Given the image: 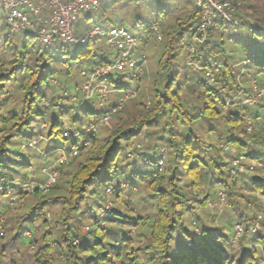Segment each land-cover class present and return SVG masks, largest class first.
Here are the masks:
<instances>
[{
    "label": "trees",
    "instance_id": "trees-1",
    "mask_svg": "<svg viewBox=\"0 0 264 264\" xmlns=\"http://www.w3.org/2000/svg\"><path fill=\"white\" fill-rule=\"evenodd\" d=\"M198 15L195 8L183 20L177 16L182 32L170 31L168 56L161 61L165 69L152 81L151 92L147 96L142 95L141 99L133 102L132 106L126 104L122 112L127 111V116L118 114L117 122L109 127V133L103 141L99 142L95 134L93 144L88 151L80 147L76 141L58 133L62 121L59 120L57 112L62 115L78 107L79 110L83 109L95 114L94 109L89 106V101L85 100L79 105H66L63 100H70L67 95L48 96L46 87L57 73V65H60L62 67L59 73L65 76L67 92L71 91L75 94L76 90H81V85L77 84L73 89L69 85L72 65L88 64L93 69L96 65L108 61L107 57L110 55L108 49L104 50L102 47L101 38H96L83 46L71 45V56L64 54L67 43L57 41L51 47H30L28 50L26 48L30 44L26 42L24 51L16 48L14 53L8 54L11 57L0 62V110L6 107L0 126V182L5 180L6 184L12 185L20 180L12 174L15 169L11 165L17 162L13 158V152L15 148L19 145L22 147L33 137L44 135L45 130L40 126L44 122L48 124L49 137L57 132L52 140L57 144L68 143L67 145H70L68 150L78 146L82 155L75 169L64 174L69 175L66 193H59L61 182L58 181L50 193L42 194L39 198L36 197L37 194L22 195L26 205L16 221L19 233L17 236H12L10 230L6 228L7 239L4 242L0 241V244L6 249H16L18 254H22L23 249L18 239L26 230H32L35 251L29 254L31 264H122L124 262L223 264L224 250L216 240L217 237L230 239L231 233L225 231L224 224L213 229L204 227L203 239L189 236L188 233L193 229L186 227L184 237L179 240V247L175 253L169 254L166 251L172 228L168 212L179 206V210L187 213L191 219L202 220L201 209L207 207V201L214 196L218 185L228 193L231 204L228 223L232 227L235 222H241L248 229L249 222L255 221L259 214L264 216V173L259 175V172H243L232 175L225 162L226 155L222 152V144L232 143L237 144L238 151L254 156L264 155V128L254 124L253 130L248 132L244 124L246 116L251 115L252 107L230 102L239 89V65L223 58L225 51L223 46L210 44L203 47L205 60L224 63L214 81L208 79L202 71H185L178 66V55L174 52L173 44L178 36L189 31L191 24L199 21ZM244 17L243 25L252 27L264 25L254 23L248 18L249 14ZM93 45H95L94 49H92ZM33 64L36 65L35 69ZM81 71L82 68L80 75ZM125 88L128 86L124 84L121 89ZM246 94L249 93L246 91ZM42 96L51 98L50 103L56 111L49 113L41 107L38 101ZM147 97L151 102L149 109L146 108ZM135 98L132 100L134 101ZM258 105L264 108V103ZM131 123H135V126L130 127ZM143 123H147L152 128L149 131L152 147L157 148L161 145L169 147L168 174L165 175V171L167 172L165 170L164 173L154 177L153 173L157 169L155 161L156 168L151 174L132 172L124 175L129 188L119 190L113 196L118 204L115 208L120 215L106 218L107 223L111 225L102 227L94 215L80 210V203L84 198L82 194L86 191L85 185L94 177L107 174L99 172L102 166L108 172L115 170L108 164L110 160L111 164L115 165L119 159L120 153L114 148L115 145L127 144L124 151L138 155L139 151L136 147L132 148V138L140 132ZM25 140L27 141L24 142ZM162 142L164 143L160 144ZM18 155L22 154L18 153ZM23 161L29 162V158L26 157ZM135 165L136 162L132 166ZM128 166L129 164L122 162L120 164L124 169L129 168ZM137 183L144 184L149 197L155 200L151 205L155 211H148V205L139 202L134 203L139 207V211L135 213L120 207V205L125 207L127 201L134 202L131 198H122L127 195L136 196L137 193L132 188ZM189 186L199 188L201 197L198 194L195 196ZM89 194L95 195V190ZM36 201L48 206L60 205V210L52 219L40 220L34 206ZM5 206H8V201L0 192V210ZM8 218L12 219L10 216ZM85 220H90L93 225L99 227L107 239L97 237L95 243H90L85 237L76 249H72L69 239L70 234L73 238L75 236L72 233L73 225L83 226ZM164 221H168L167 225ZM116 222L136 225L138 228L136 241L132 240L122 227L115 230ZM29 224L32 228L28 226ZM261 224L264 226V221H261ZM162 227H167L169 233L162 235ZM92 231L94 229L89 230L90 233ZM116 238L121 241L120 246L112 242ZM186 240L191 241L192 245H188ZM262 249H264V231L260 230L258 239L249 238L245 243L240 258L235 264H264L260 259Z\"/></svg>",
    "mask_w": 264,
    "mask_h": 264
},
{
    "label": "rangeland",
    "instance_id": "rangeland-1",
    "mask_svg": "<svg viewBox=\"0 0 264 264\" xmlns=\"http://www.w3.org/2000/svg\"><path fill=\"white\" fill-rule=\"evenodd\" d=\"M115 1V0H114ZM179 2H183L186 7L190 6V12L193 11L194 9V2L192 0H120V5L118 8H115L110 14V23L109 25H121L124 24L126 25L132 33L136 35L138 38V44L135 46L131 58L133 60H136L138 63L137 65L133 66V73L134 75H129L125 74L128 76V79L123 81V84L128 86V88H134L138 91V98H135L133 101L132 99H129L126 101L125 105L127 106H132L134 103L137 102L138 100L141 99L142 95H148L150 91V85L154 78L157 76L158 73L162 72L165 68L161 65V61L168 56V35L172 29H170V21L173 19V22L176 23V18L179 15L181 17V20L185 19V16H182L183 13L180 12L177 8L179 7ZM242 7L238 10V14L240 17L242 16H247L249 14V9L257 14V18H259V8H260V0H241ZM246 3V4H245ZM127 5V6H126ZM123 7V8H122ZM121 8V9H120ZM85 15H87L88 20H91V22L94 21H101L104 19L103 15L101 13H94V10L86 11L84 12ZM103 13H105L103 11ZM178 14V15H177ZM243 14V15H242ZM252 20V19H251ZM0 21L3 23H0V62L3 59H6L8 57H11L8 54L14 53V50L17 48L19 51H24L25 49V43L29 42L28 49L30 47H41L40 43H34L39 41V39L29 30H23L20 32H13L10 30L6 19L5 15L3 12H0ZM157 21V22H156ZM159 22V23H158ZM160 22H163L161 25ZM154 23H158L161 27V31L163 33V40H158L157 34L151 30H149L150 26L153 25ZM169 23V25H166ZM264 26V25H263ZM176 29L177 32H182L181 31V26L179 24H176ZM259 26L254 25L253 27L251 25H235L232 23H229L227 21H223L221 24L220 29H216L213 31L212 39L210 44L212 45H217V46H223L225 48V51L223 52L224 54V59L229 60L232 62H236L239 65V75L240 79L238 78L239 81V89L238 93L241 90L242 85L245 87V92L241 96L244 97L246 96V91L247 93H251L252 90V79L256 78L258 80V83L260 85L264 84V33L258 31ZM86 31H84L85 33ZM10 37V39H9ZM96 39V38H94ZM92 39L91 41H93ZM190 40V33L189 31H185L184 34L181 36H178L177 40L174 42V52L177 53L178 55V66L179 68L183 67L185 71L191 70L189 67L184 66L185 65V51H186V45ZM106 38H101V44H103L104 50L108 49L109 52V57H107V60L112 59V54H114L117 50L113 49L110 47L107 43ZM51 47V46H49ZM101 47V48H102ZM95 48V45L92 46V49ZM142 55L147 56V65L145 67L144 72L140 76V64H139V59ZM249 59V62L247 65H243L242 61L244 59ZM205 60V58H204ZM212 61V60H211ZM224 64V63H223ZM10 67V66H9ZM60 65H57V73L50 79V82L48 83L46 87V93L48 96H54V95H61L64 94L67 90L65 89V76L60 72L61 70ZM87 69L91 70V67H89L88 64H83V65H78V64H73L72 69H71V77H70V86L73 89L76 87V85H82L84 82V78L80 75V69ZM193 71V70H191ZM198 72V71H196ZM238 75V76H239ZM106 77H112L113 79H117L118 77L114 74L111 73L109 75H105ZM53 79H56L58 83H54ZM135 81V86H133L129 81ZM103 81L99 76L94 78V83L99 84L102 83ZM126 89V88H125ZM69 93H73L69 91ZM238 93L235 95L237 96ZM68 97V96H67ZM120 96H118L115 99L109 100L108 103H106L104 109L108 110L111 106H113L119 99ZM70 99V98H69ZM150 99L147 97L146 101H149ZM64 103H66V100H63ZM90 103V102H89ZM147 103V102H146ZM264 103V100L260 101L258 104ZM9 104V103H8ZM256 104L252 107L251 111V117L253 120V123L255 125L262 126L264 128V108H260L259 105ZM66 105H72L70 103H66ZM6 107L2 108L0 110V115H1V123L0 126L2 125V120H3V114L5 113ZM93 109V108H92ZM146 109V108H145ZM106 110L101 111L99 109H95V114L91 112H86L85 110L81 109L79 110L76 114L72 116V123H78L79 120L81 119L80 113L83 112L86 114L88 117L92 118L95 115L99 116L103 114ZM147 110V109H146ZM67 114V113H66ZM125 116H127V111H121V113ZM118 120V116L116 119L110 123V125H114ZM145 126L142 129V132H146V134L150 138L149 131L152 130V128L149 127L147 123H143ZM135 126V123H131L130 127ZM109 133V127H106L105 129H102L101 133H96L98 137V141H103L104 138L108 135ZM102 136V138H101ZM61 137V136H60ZM38 138V136L36 137ZM139 138V137H138ZM137 138V139H138ZM25 140L24 142H26ZM55 141V140H52ZM52 141H49L51 143ZM137 142V141H136ZM134 141V138H132V148L136 144ZM164 142L160 143L163 144ZM68 144V143H66ZM236 147L237 144H233ZM23 146V145H22ZM82 147V146H80ZM22 147L15 148V151L13 152V158L17 160L16 163L11 165L13 169H15V172H12V174L16 177L17 179L20 180H42L44 181L47 177V175L42 171V168L47 166L43 165L37 172H33V164L34 160L30 156V154L26 151H23ZM150 151H139L138 155H136L132 160H129L127 163L123 164H129V168H127V174H132L133 173H140V174H151L153 170H155L156 165L155 161L157 160L159 156V152L157 148L151 146ZM48 155L45 157L47 164L52 163V157L55 155L53 149H47L46 150ZM18 153H21L22 155H18ZM28 157L29 162H24L23 159ZM82 159V155L78 157H71V163L64 167L63 169V174L62 177L60 178L61 182V190L59 193H66L68 189V176H65L64 174L68 171H73L75 167L78 165L79 161ZM169 161H170V150L168 147V157H167V164H166V169L167 172L165 171V175L168 174V166H169ZM136 162L135 166H132ZM164 173V172H163ZM259 175L262 174L261 171L258 173ZM106 175V174H104ZM65 176V177H64ZM106 181L101 180L97 184V188L101 186V184L105 183ZM219 187V185L217 186ZM129 187L126 186L125 189H128ZM133 191L136 194V196H130L127 195L125 197H129L134 200V202H129L125 203V207L123 206V210H127L128 212H137L134 208H131V204H138L139 203H145L148 205L149 209L148 211L152 212L155 211V208L152 207L151 205L155 203V200L151 197H149V194L147 191H145L144 184H136L135 187L132 188ZM141 190V192H140ZM198 196L201 197V191L199 188L196 187ZM50 193V191L48 192ZM46 194V193H45ZM34 196V194H31ZM41 195L37 194L36 197H40ZM113 198V197H112ZM23 205L22 206H17L15 209L12 207L10 208L9 205L5 206L3 208L5 215L7 217V229L8 231L10 230V233L12 236L16 235L14 229H18L17 226V219L23 212L25 205H26V200L23 198ZM114 199V198H113ZM147 199V200H146ZM41 202L36 201L34 203V206L39 205ZM118 204H115L114 206L117 207ZM46 208L50 210L51 212V217L49 219H52L54 217V214L60 210V205L56 206H48L46 205ZM125 208V209H124ZM139 208V207H138ZM70 211V209H69ZM71 212V211H70ZM230 212L231 209L222 214L221 216L213 215L211 211L205 206L201 209V219H208L212 221V223L207 224L211 226L210 228H214L216 226H221L222 224L226 225V232L231 233L232 232V226L228 223L230 221ZM11 217L12 219L10 220L8 217ZM40 220L44 219V217L38 215ZM106 225H111V224H106ZM105 225V226H106ZM28 226H31L29 224ZM122 227V226H121ZM115 230H119L120 227H114ZM123 228V227H122ZM210 229V230H212ZM138 233V228L136 231V235ZM7 234V232H6ZM135 235V237H136ZM6 237V235H5ZM0 239L1 242H4L7 238ZM54 237H56V234H54ZM132 238V240L136 241V238ZM20 245L22 246V249H25L29 247L30 245V238L23 235L20 236L18 239ZM62 246V245H61ZM179 247V241H178V246ZM64 261L66 262V259L64 258ZM142 263V262H141ZM122 264H131L129 262H124ZM144 264V262H143Z\"/></svg>",
    "mask_w": 264,
    "mask_h": 264
},
{
    "label": "built area",
    "instance_id": "built-area-1",
    "mask_svg": "<svg viewBox=\"0 0 264 264\" xmlns=\"http://www.w3.org/2000/svg\"><path fill=\"white\" fill-rule=\"evenodd\" d=\"M39 2L40 0H36V3ZM43 2L50 4L51 0H43ZM66 2L72 3L73 0H66ZM193 2L199 14V21L189 26L190 40L186 45L184 66L189 67L193 71H202L208 79L214 81L216 79L217 73L221 71L224 64L216 60L215 61L204 60L203 47L210 45L212 39V32L216 29H220L223 21H227L235 25H243L245 21V17L244 16L240 17L238 14V10L242 7V3L241 0H219V5L221 6L231 2V8H226V7L216 6L215 0H213V3H210L209 0H193ZM8 3L12 5V11H16V10L21 11L20 16H11V23H9L8 16H5L6 22L10 30L13 31L14 28L16 29L13 32L29 30L40 41L44 35L41 29L45 27V24H47L49 27H56L58 29L57 31L51 32V38L55 43L57 41L66 43L65 40L60 39V36L63 35L65 30H68V34L72 37L71 45L73 46L86 45L94 38H106L108 45L113 49L117 50L113 54L111 60L104 61L96 65L91 70L82 69L81 75L84 78V82L81 85V90H82V86L88 83L90 80L94 81V78L97 77V68L99 66L111 67L112 65L117 63L123 64L126 60L132 63V66H135L138 63L136 60H133V58H131V54L135 46L138 44V38L124 24L105 27L101 24L94 23L89 27V29L83 35L81 36L77 35L78 22L82 17L83 13L86 11L97 9L100 6V0H85V3L89 5V7L87 8H80L79 6H77L81 15L79 16V18L75 20L71 18L66 19L63 15H60L59 16L60 21H64L63 27L59 26V22H57L56 25H53L51 23V21L55 18V15L59 14V9H52V10L46 9L48 10V12H51L52 14L43 16V18L38 22L34 15V10L26 8L24 4V0H8ZM17 6H19V8H17ZM65 11H67V9H65ZM97 29H99V31H97ZM149 29L157 34L158 40L160 41L163 40V33L158 23L151 25ZM258 31L264 33V26H260L258 28ZM55 43L49 44L45 42L42 44L40 43V45L41 47H47V46H52ZM248 62H249L248 58L242 61L244 66L247 65ZM139 64H140V76H141L147 65V56L142 55L139 59ZM109 74L111 73H103L102 75L105 76ZM238 78L240 79V75L238 76ZM53 82L58 83L56 79H53ZM120 92L122 93V95H120L118 101L113 106H111L103 114L99 116H95L93 118L97 120H107L108 124L112 123L116 119L118 114L124 109L126 101L135 98L138 95V91L134 88L120 89ZM244 92H245V87L242 85L238 95L232 98L230 102L242 103L247 105L248 107H251L258 104L260 101L264 100V84L260 85L256 78L252 79L251 93L241 98ZM64 94L67 95L70 99H72L74 95L73 93H69L67 91ZM45 98L48 97L42 96V99ZM150 105L151 102L147 101L146 108L149 109ZM0 123H1V115H0ZM45 123L46 122H44L43 124ZM244 124L248 132H251L253 130L254 123L251 116H246V118L244 119ZM145 126L147 125H143L142 129ZM142 129L138 134L134 135L133 137L134 141L135 142L137 141L136 144L139 143L141 139L144 137H147L149 139L146 132L144 133L142 132ZM31 130L32 129L30 128L29 131ZM58 133L61 134V129ZM95 134L96 133L94 132L90 136L84 139L77 138L73 136L71 133L69 134V136L67 137L63 136V137L68 138L72 141H76L79 146H82L86 151H88L93 144ZM55 135H57V132L55 133ZM55 135L50 137L51 138L50 141H52ZM41 136L43 135L38 136V138H36L37 136L33 137L29 142L23 144L22 148L29 147L34 139H39ZM235 136L237 135L235 134ZM157 150L159 152V156L156 160L157 169L153 173L154 177H157L159 173L165 171L167 164V157H168V147L166 145H161L157 147ZM72 152L77 153L75 157L81 155V150L78 146H75L70 150L66 148L65 154L69 157L66 163L64 164L51 163L42 168V171L47 175L44 181L36 180V179L18 180L14 184L8 185L5 183V180H2L0 182V192H2L3 196L7 199L9 207L15 209L17 206H22L24 201L22 195L25 193L39 194V195L48 193L62 177L64 167H66L71 163L70 154ZM222 152L226 155L225 162L227 163L229 171L232 175H238L243 172L256 173L259 171L264 173V155L254 156V155H249L246 152L238 151L232 143L222 144ZM57 159H59V157H57ZM49 180H51V183H49ZM45 185H47V187H45ZM126 186H121L119 183H117L116 185L113 186L111 196L113 197L117 191L125 189ZM189 188L193 190L195 196L198 194L196 188H193L191 186H189ZM129 202L130 201H127L128 205ZM224 203L227 204L226 210H223L221 208V205ZM206 205L213 215L221 216L222 214L227 212L231 206L228 200L227 191L223 187H218L216 193L212 198H210L207 201ZM36 210L38 214L44 218L49 219L51 217L50 210H48L46 208V205L42 203L36 206ZM261 216L262 215L259 214L256 220H259ZM7 223H8L7 217L5 215L4 210L2 209L0 210V230H5V235H6ZM106 224H108L107 221L104 224H101V226L103 227ZM116 225L118 227L122 226L123 229L127 231L128 235L131 238L135 237L137 231L136 225L122 223V222L121 223L116 222ZM204 227L210 228L211 226L207 224L202 225V231H204ZM237 227H243L246 232L248 231L244 223L235 222L233 224L232 230ZM25 232L31 233V237L29 236L27 237L30 238V245H29L30 248H34L35 247L34 234L32 230H26ZM25 232H23V235ZM15 233L16 235L14 236H17L19 233L18 229H15ZM232 235H233V231L230 234V238ZM259 235H260V230H257L249 234V238L258 239ZM115 244L117 246H120L121 241L120 243H115ZM188 245L191 246L192 242L188 243Z\"/></svg>",
    "mask_w": 264,
    "mask_h": 264
},
{
    "label": "clouds",
    "instance_id": "clouds-1",
    "mask_svg": "<svg viewBox=\"0 0 264 264\" xmlns=\"http://www.w3.org/2000/svg\"><path fill=\"white\" fill-rule=\"evenodd\" d=\"M210 3H213V0H209ZM216 6L231 8V2L219 5V0H215ZM25 7L28 9L34 10V15L39 22L43 16L51 15V12H46L45 10L59 9V14L55 15V18L51 21L53 25H56L59 22V26L63 27L64 21H60L59 16L63 15L66 19L71 18L73 20L79 18L81 13L79 12L80 8L89 7L85 3V0H73L72 3L66 2V0H51V3H44L43 0H40L39 3H36V0H24ZM19 8V6H17ZM67 9V11H65ZM249 17L254 23L264 24V0H260L259 8V18L257 14L253 13L250 9ZM0 12H3L5 16H8L9 23H11V16H20L21 11L16 10L12 11V5L8 3V0H0ZM243 15V14H242ZM0 23H3L0 21ZM34 26V25H33ZM16 29L14 28L13 31ZM56 27H49L45 24V27L41 29L44 33L40 41L34 43H55L51 38V32L57 31ZM99 31V29H97ZM61 40H65L68 46L64 49V54L66 56H71V42L72 37L68 34V30H65L63 35L60 36ZM29 62H32V59H29ZM36 65L33 64L35 69ZM103 73H114L118 78L113 79L112 77L103 76ZM134 75L132 63L127 60L123 64H114L111 67L99 66L97 68V76L101 78L102 83L96 84L94 81L90 80L88 83L82 86V90H76L72 99L66 101L73 105H79L83 101L87 100L90 102V107L104 111L103 105L109 102L111 99H115L118 96L122 95L120 89L124 87L123 81L128 79V76L125 74ZM133 86H135V81H129ZM50 97L39 100L38 103L41 107H44L49 113L56 111V109L50 103ZM79 111V108H74L72 112L61 115L57 112V116L61 124V134L65 137L69 136L71 133L73 136L84 139L90 136L92 133H101L102 129L106 127H111L108 124L107 120H97L95 118H90L83 112L80 113L81 119L78 123H72V116ZM44 130L45 134L39 139H34L30 146L22 149L30 154L34 160L33 172H37L44 164L47 163L45 157L48 155L47 149H53L55 155L52 157L53 164H64L68 161L69 157L65 154L66 148L70 147L67 144H57L56 141L49 143L51 138L47 135L48 124L45 123L40 125ZM55 135V133L53 134ZM102 138V136H101ZM137 151H150L151 141L144 137L141 141L134 145ZM115 149L119 150V159L115 165L111 164V161H108V164L111 168H114V171L108 172L104 166L99 170L100 173H107L106 175L100 174L94 177L85 185V193H83V200L80 203L81 211H88L90 214L94 215L97 218L99 224H104L106 218L115 217L120 215V212L114 207L116 201L112 198L111 193L113 186L119 183L121 186H126L124 180V175L127 174V169L121 168V162L127 163L129 160H132L136 153L124 151L127 148V144L121 146L119 144L114 146ZM71 157L74 158L77 153L72 152ZM110 156L112 153L109 154ZM59 157V159H57ZM106 181L97 188V184L101 181ZM51 183V180H49ZM47 187V185H45ZM95 190V195H90ZM122 199H129V197H123ZM123 208V205H120ZM131 208H134L136 211H139V208L135 204L130 205ZM223 210L227 209V204L224 203L221 205ZM169 220L172 221V228L170 230V239L166 247V251L169 254L175 253L178 241L183 239L185 228L193 229L192 232H189V236H197L201 239L205 238V233L202 231V225L210 224L212 221L208 219L204 220H193L187 213L181 212L179 206L172 208L168 212ZM261 221H264V216H261L259 220L251 221L248 225V231L246 232L243 227H237L233 229V235L230 239H222L217 237L216 243L224 250L223 264H235V261L240 258L241 249L245 246V243L249 239V234L261 230L264 231V226H262ZM168 221H164V224L167 225ZM90 229H94L91 233ZM13 230H15L13 228ZM107 230V229H105ZM72 233L75 234L74 238L70 234L69 244L72 246V249H76L80 245L83 238H87L90 243H95L97 237L107 239L104 236V232H101L100 228L96 225H93L90 220H85L84 225L80 226L74 224L72 228ZM169 229L167 227H162L161 234H168ZM5 235V230H0V239H3ZM24 235L31 237V233L25 232ZM112 242L120 243V240L116 238ZM186 243H191V241H185ZM107 247V245H106ZM35 251L34 248H25L22 250V254H18L16 249L5 248L0 244V264H31L29 254ZM261 261H264V249L261 250L260 254Z\"/></svg>",
    "mask_w": 264,
    "mask_h": 264
},
{
    "label": "crops",
    "instance_id": "crops-1",
    "mask_svg": "<svg viewBox=\"0 0 264 264\" xmlns=\"http://www.w3.org/2000/svg\"><path fill=\"white\" fill-rule=\"evenodd\" d=\"M193 1V0H192ZM179 7L177 8L178 10H180L181 13H183L182 16H188L190 13V6L185 8V5L183 2H179ZM242 3V2H241ZM243 4V3H242ZM246 4V3H245ZM120 5V0H100V6L94 10V13H101L104 17V19H102L101 21H94L91 22V20H88L87 15H85V13H83L82 17L80 18L79 22H78V28H77V35L81 36L84 34V31H87L89 29V27L91 25H93L94 23H98L101 24L105 27H109L111 25H109L110 23V14L109 12H111L112 10H114L115 8H118ZM127 6V5H126ZM195 6V4H194ZM123 8V7H122ZM196 7H194L195 9ZM121 9V8H120ZM46 12H48V10H45ZM103 11L105 13H103ZM178 15V14H177ZM47 16V15H46ZM179 17V15H178ZM199 18V15H198ZM172 21H170V29H172L171 31L176 29V24H179V21L176 18V23L173 22V19H171ZM157 22V21H156ZM159 23V22H158ZM161 25L163 24V22H160ZM155 24V23H154ZM166 25H169V23H167ZM113 26V25H112ZM79 30V32H78ZM150 30V29H149Z\"/></svg>",
    "mask_w": 264,
    "mask_h": 264
}]
</instances>
